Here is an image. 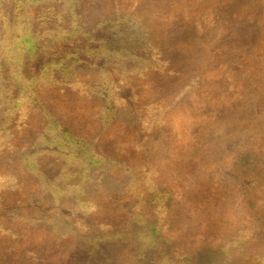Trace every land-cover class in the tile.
Here are the masks:
<instances>
[{
  "label": "rangeland",
  "instance_id": "1",
  "mask_svg": "<svg viewBox=\"0 0 264 264\" xmlns=\"http://www.w3.org/2000/svg\"><path fill=\"white\" fill-rule=\"evenodd\" d=\"M80 1L75 18L67 16L57 1L32 11L40 33L53 25L80 30L68 35L54 27L59 41L29 59L25 72L38 74L53 60L84 46V32L116 41V30L139 33L137 26L143 24L169 63L165 71L155 74L133 59L119 68L127 75L123 80L120 70L110 66L120 90L114 97L116 106L123 103L131 116L140 118L134 128L114 125V121L109 124L98 102L65 86L45 88L43 99L57 114L69 118L71 126L101 154L133 166L138 179L157 174L183 205L181 215L186 219L164 216L165 228L157 227L154 235L156 246L135 245L129 238L120 245L107 240L101 242L104 252H90V257L87 248H77L79 243L72 234L14 221L9 212L20 211L28 217L37 210L60 214L67 222H79L85 235L100 232V222H109L111 228L123 232L132 220L140 221L143 212L147 213L144 207L143 212L135 208V192L129 191L132 175L118 168L105 172L98 191L92 186L87 189V197L94 203L91 210L72 203L51 205L38 196L39 178L17 156V148L24 144H8L0 150V174L8 183L0 190V227L4 228H0V264H106L102 261L106 253L111 264H134L137 256L144 255L139 246L146 253L154 250V264L164 254L186 264H204L201 259L207 250L228 244L245 230L251 232L250 242L237 245L238 256L247 257L253 250L264 253V180L256 185L250 175L239 178L235 173L239 154L264 153V1H245L251 4L248 11L234 0ZM223 11L226 16L220 20ZM251 27V49L243 59H236L239 33ZM127 43L138 46L134 38ZM135 52L142 56L153 53L143 45ZM253 88L260 99L250 101ZM12 91L16 95L18 88ZM157 115L158 120L153 119ZM40 124L37 118L31 133ZM46 171L52 168L46 165ZM228 176L236 181L229 184ZM80 181L79 175L70 179L72 184ZM228 188L231 194L224 205L222 198ZM150 218L156 219V214ZM140 224L148 230L147 221ZM241 257L238 264H249Z\"/></svg>",
  "mask_w": 264,
  "mask_h": 264
},
{
  "label": "trees",
  "instance_id": "2",
  "mask_svg": "<svg viewBox=\"0 0 264 264\" xmlns=\"http://www.w3.org/2000/svg\"><path fill=\"white\" fill-rule=\"evenodd\" d=\"M50 1L62 3L67 16L73 18L78 16L80 0H65L64 3L63 0H0V118L2 119L0 150H3L2 148L8 144H24L22 148H17V156L21 160L25 159V163L30 166L29 171L39 178L41 188L38 191V196L42 197L45 202L56 206L72 203L83 205V210H91L94 203L87 197L89 196L87 194L89 186H92L94 191H98L102 184V176L104 177L105 172L111 169L118 168L123 173L131 174L129 191L134 190L135 192L132 194L136 199L135 208L137 207L143 212L142 207H144L147 211V213L143 212L140 219L143 222L147 221L148 230L145 229V224L143 226L140 224L141 220H132L129 228L123 232H117L115 228H111L109 222H100V232L85 235L79 222H67L60 214L51 215L45 211L37 210L34 215L28 217L20 214V211L11 210L9 215L14 221L20 220L29 226L40 227L43 224L46 229L53 228L59 234H72L79 243L77 248L83 246L87 248L90 257H92L90 252H104L101 242L107 240H112L115 245H120L121 242H127L126 238H129L128 240H131L135 245L140 243L141 245L156 246L154 235L157 233V227L160 230L161 227L165 228L163 220L167 215L172 218L175 216L184 217L181 215L184 214L183 205L176 201L171 190L157 174H154V178L147 179L145 176L138 179L133 172V166L115 162L101 154L94 144L71 126L69 118L57 114L54 109L46 105L42 91L55 85L77 90L82 98L98 102L100 112L104 114V118L107 116L106 122L111 124L109 121H114V125L122 124L134 128L140 118L131 116L132 112L127 106L125 108L123 103L116 106L114 97L116 98L119 88L112 78L110 66L115 65L118 69L124 68L123 65H129L131 60L136 59L141 62L142 68L157 74L165 71L169 61L154 44V35L145 29L143 24H139L137 26L139 33L116 30L113 37L119 43L112 37H94L89 32H84L87 36L84 46L53 60L44 66L38 74H26V62L29 59L33 60L38 52L52 49L53 45L59 41L54 27L68 35H76L80 30L72 31L71 29H62L59 25H53L49 26L45 32L40 33L39 29L38 32L35 29V27L37 28L35 25L37 17L32 14V11ZM234 1L239 2L236 5L242 9L247 11L251 9V4L245 3L248 0ZM249 1L252 2V0ZM62 5L57 6L62 7ZM225 16V12H221L220 20ZM250 29L252 27L239 33L236 59H243L251 49L248 42L252 37ZM130 38L136 39L138 46L127 43ZM142 45L149 47L153 53L146 56L135 54V49L141 48ZM67 58H70L68 63H66ZM124 73V71L121 72L122 80L127 76L123 75ZM14 87L18 88L16 95L12 91ZM246 91H248V87ZM258 92L257 89H251L252 96L248 94L249 100L260 99L257 95ZM119 116L121 118H118ZM152 117L158 120V115ZM37 118H40L41 124L37 131L31 133ZM30 122H33L32 125ZM19 137L21 138L17 139ZM46 165H49L52 171L47 172ZM139 171L143 172V169ZM50 172H54V174L50 175ZM235 173L239 178L243 175H250L254 183L259 185L264 180V153L245 151L239 154L235 164ZM77 175L81 177L80 183L72 184L70 179ZM1 176L0 174V179ZM229 178V184L231 181H236L228 176ZM7 184L6 180L2 181L0 190ZM230 194L231 191L228 188L222 198L224 205L227 204ZM152 213L156 214V219L150 218ZM162 217L164 218L162 219ZM245 231L242 235L229 241L228 244L221 243L219 248L211 247L205 253V257L201 259L202 263L238 264L241 256H238L236 252L237 245L241 241L250 242L251 232ZM159 237L161 236L159 235ZM204 246L202 245L203 248ZM137 249L140 254L144 255L137 256L134 264H154L151 260L154 257V250L151 253H146L143 252L141 246ZM105 255L102 257V261L111 264L112 259L108 256L109 254ZM244 259L249 264H264V253L253 250ZM155 264L186 263L172 258L169 254H164L161 261L155 262Z\"/></svg>",
  "mask_w": 264,
  "mask_h": 264
}]
</instances>
